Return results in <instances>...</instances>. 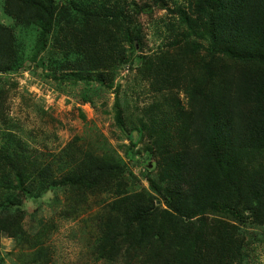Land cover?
Returning a JSON list of instances; mask_svg holds the SVG:
<instances>
[{
    "label": "trees",
    "instance_id": "trees-1",
    "mask_svg": "<svg viewBox=\"0 0 264 264\" xmlns=\"http://www.w3.org/2000/svg\"><path fill=\"white\" fill-rule=\"evenodd\" d=\"M1 1L4 15L14 25L0 22V85L4 75L21 67L44 71L40 62L33 67L27 64L35 61L34 51L27 55L26 42L33 33L36 50L41 44L44 48L48 36L63 47L57 66L70 70L67 75L73 81L83 80V102H90L93 90L110 88L129 55L143 50L141 31L130 23L134 12L147 11L146 3ZM176 12L181 25L191 21L203 27L206 43L201 58H196L197 48L188 45L190 58L183 65L190 76L184 88L176 83L187 98L190 115L175 124V134L164 126L147 127L152 140L145 148L152 151V166L159 177H148L147 168L141 175L150 180V191H136L113 203L122 215L121 226L117 216L99 218V254L104 258L123 250L128 257L140 255L146 264H242L247 221L264 229V0H195L190 12L196 18L182 8ZM136 57L142 60L139 70L150 78L151 58ZM113 108L115 124L124 130L117 98ZM135 128L140 132L143 124ZM174 135L178 140L171 141ZM133 138L131 131L132 147L144 136ZM69 147L57 157L59 161H46L37 149L30 152L14 133L5 134L0 170L14 178L8 180L9 191L0 200V236L26 235L16 216H4L16 204L14 189L22 197L28 194L36 199L47 190L68 189L84 196L101 186L122 187L125 193L136 180L124 162L89 152L66 153ZM52 163L58 164L53 168ZM208 218L211 234L205 232ZM118 227L124 232L116 238ZM118 238L120 242L111 241ZM38 244L35 241L32 246ZM35 256L34 261L45 252L39 249Z\"/></svg>",
    "mask_w": 264,
    "mask_h": 264
},
{
    "label": "rangeland",
    "instance_id": "rangeland-1",
    "mask_svg": "<svg viewBox=\"0 0 264 264\" xmlns=\"http://www.w3.org/2000/svg\"><path fill=\"white\" fill-rule=\"evenodd\" d=\"M135 1L148 6L145 12H134L133 25L130 23L135 30L141 31L143 50L136 49L135 53L129 55L128 63L118 70L110 88L93 90L90 102H83V80L78 83L73 81L67 75L70 70L63 64L62 67L57 66L63 57V47L51 36L45 40L44 48L41 44L37 50L34 33L26 40L27 55L30 56L33 51L35 54V61L28 62V67L40 62L42 69L48 73L47 77L41 69L25 70V67L2 77L0 145L5 142L6 133H14L30 152L37 149L41 153L40 158L46 161L53 158L59 161L57 157L70 146L66 153L72 151V154L78 155L89 152L124 162L136 180L126 187L125 193L122 187L110 189L101 186L84 196L68 189L47 190L36 199L28 194L22 197L14 189L12 194L16 204H12L4 216H16L15 222L21 223L26 235L11 237L1 234L0 264H146L140 255L128 257L123 250L114 255H104L103 258L98 249L99 218L107 214L117 216L121 226L122 215L113 207V203L136 191H150V180L141 175L147 168L148 177H159V171L152 166L155 161L152 151L145 148V144L151 145L152 140L146 132L147 127L164 126L175 134V124L189 117L187 98L176 83L184 88L190 76L183 65L185 59L190 58L188 45L196 47V58H201L206 52V43L202 26L191 21L181 25V18L177 16L176 10L182 8L196 18L197 14L190 12L195 0ZM0 22L14 25L4 15L1 0ZM16 29L18 33L19 29ZM141 54L151 58L150 78L139 70L142 60L139 61L136 56ZM92 84L95 87L98 85L95 81ZM115 98L123 113L124 130L114 121ZM142 124L143 130L139 132L135 127ZM131 131L136 132L137 139L144 136L134 147L129 139ZM176 136H172L171 141L178 140ZM166 138L159 137L169 142V138ZM128 155L133 158L130 159ZM52 164L55 168L58 163ZM4 171L0 170V180L5 177V181L0 182L1 201L6 190L9 191L8 180L14 178L9 174L5 176ZM12 183L15 185V182ZM247 225V253L242 264H264V229L252 220H248ZM213 231L208 218L205 232L211 234ZM122 232L123 228L118 227L114 234ZM113 240L120 242L121 238ZM35 241L39 244L32 246ZM39 249L45 252V256L37 257L34 261Z\"/></svg>",
    "mask_w": 264,
    "mask_h": 264
},
{
    "label": "water",
    "instance_id": "water-1",
    "mask_svg": "<svg viewBox=\"0 0 264 264\" xmlns=\"http://www.w3.org/2000/svg\"><path fill=\"white\" fill-rule=\"evenodd\" d=\"M135 134H136V132L134 131V132H133L134 139L136 138V137H135Z\"/></svg>",
    "mask_w": 264,
    "mask_h": 264
},
{
    "label": "clouds",
    "instance_id": "clouds-1",
    "mask_svg": "<svg viewBox=\"0 0 264 264\" xmlns=\"http://www.w3.org/2000/svg\"><path fill=\"white\" fill-rule=\"evenodd\" d=\"M132 135H133V133H132ZM134 139V138H133ZM136 140V138L134 139V141ZM149 166V165H148Z\"/></svg>",
    "mask_w": 264,
    "mask_h": 264
}]
</instances>
